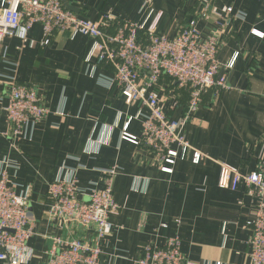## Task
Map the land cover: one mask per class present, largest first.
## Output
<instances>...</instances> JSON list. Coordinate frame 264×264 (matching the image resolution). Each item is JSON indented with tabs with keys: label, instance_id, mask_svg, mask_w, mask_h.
I'll list each match as a JSON object with an SVG mask.
<instances>
[{
	"label": "crops",
	"instance_id": "0c3cea01",
	"mask_svg": "<svg viewBox=\"0 0 264 264\" xmlns=\"http://www.w3.org/2000/svg\"><path fill=\"white\" fill-rule=\"evenodd\" d=\"M63 7L90 21L101 15L138 23L140 0H62ZM201 5L208 6L204 18ZM162 13L156 32L169 38L177 27L196 18L202 38L222 35L216 59L226 64L239 54L232 70L221 69L229 90L204 94L184 128L191 149L177 153L172 165L159 160L140 143L122 140L127 133L139 139L148 115L140 102L127 105L104 79L111 68L97 64L96 53L86 57L91 40L67 33L55 34L42 47L43 34L34 25L27 43L5 37L0 44V107L6 104L2 81L15 77L33 86L48 117L29 127L26 138L11 143L1 136L6 130L0 111V160H9L8 179L17 195H28V212L34 227L29 246L35 257L30 264H45L52 237L78 239L92 244L95 229L76 222L51 220L47 210V183L73 171L84 192L104 187V172L116 168L111 178L118 210L109 215L112 232L99 242L101 264H137L141 250L161 247L166 239H180V253L195 264H250L247 222L255 203L243 188H218L219 163L237 168L243 175L264 163V0H154ZM231 8L243 14L230 26L219 28ZM255 30L259 35L253 34ZM262 34V36H261ZM162 110L170 118L182 117L188 101L186 89L162 78L156 88ZM14 144V145H12ZM202 155L192 162L193 153ZM164 168L171 171L165 172Z\"/></svg>",
	"mask_w": 264,
	"mask_h": 264
},
{
	"label": "built area",
	"instance_id": "2783aa9c",
	"mask_svg": "<svg viewBox=\"0 0 264 264\" xmlns=\"http://www.w3.org/2000/svg\"><path fill=\"white\" fill-rule=\"evenodd\" d=\"M140 1L144 17L138 23H131L112 15H101L95 21L82 19L66 10L62 0H0V44L5 37H17L26 44L27 34L34 25L41 27L42 47H47L55 34L80 35L91 40V49L85 59L88 61L91 54L96 53L97 64L111 68V74L104 79L107 88L117 90L127 105L140 102L148 110L141 124L140 138L127 133L132 119L129 118L123 126L121 139L148 146L159 160L172 165L177 153L171 146L176 145L183 151L191 149L184 128L192 121L205 93L213 91L218 96L230 89L225 77H218V73L221 69L232 70L239 54L226 64L220 63L216 55L223 45V36L213 33L202 38L196 28V18L178 26L171 38L158 34L156 30L162 13L155 12L154 0ZM208 9L201 5L198 16L204 18ZM225 13L217 22L221 29L244 18L243 14H232L231 8ZM252 33L259 35L255 30ZM0 58H4L3 52ZM162 78L188 92L186 108L178 120L170 119L162 110V100L156 90ZM2 83L7 93L6 104L0 107L6 125L1 136L14 143L27 137L30 126L45 120L49 109L33 86L21 84L15 77H8ZM201 159L202 155L193 153V163ZM12 167L9 160H0V264H30L35 255L29 246L34 236L29 200L27 194L17 195L11 187L7 170ZM163 171L171 170L164 168ZM115 173V167L104 172V187L87 192L79 188L73 171H66L63 178L56 177L47 183L50 219L92 226L95 237L92 244L52 237L45 264H101L99 242L111 234L113 228L108 217L119 208L111 189ZM217 185L231 191L243 188L245 195L255 203L252 219L247 222L249 261L250 264H264V163L243 175L237 168L220 162ZM137 264L195 263L181 255L180 239L173 237L166 239L161 247H144Z\"/></svg>",
	"mask_w": 264,
	"mask_h": 264
},
{
	"label": "trees",
	"instance_id": "16d2710c",
	"mask_svg": "<svg viewBox=\"0 0 264 264\" xmlns=\"http://www.w3.org/2000/svg\"><path fill=\"white\" fill-rule=\"evenodd\" d=\"M165 79H167V78H165ZM167 80H169V79H167ZM170 82H172L171 80H169Z\"/></svg>",
	"mask_w": 264,
	"mask_h": 264
}]
</instances>
